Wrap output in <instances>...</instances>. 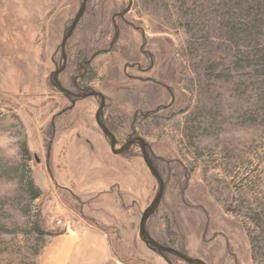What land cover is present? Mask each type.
Wrapping results in <instances>:
<instances>
[{"label": "rangeland", "instance_id": "obj_1", "mask_svg": "<svg viewBox=\"0 0 264 264\" xmlns=\"http://www.w3.org/2000/svg\"><path fill=\"white\" fill-rule=\"evenodd\" d=\"M241 1L90 0L60 76L72 97L55 74L85 0H0V132L23 147L22 161L0 153V164L28 165L45 193L29 215L27 169L0 176V264H190L142 239L161 184L140 145L114 153L102 99L78 97L92 90L108 98L118 148L145 138L166 180L153 237L208 264H264L262 79L250 62L264 35L229 28L256 26L264 7ZM39 210L56 236L31 231Z\"/></svg>", "mask_w": 264, "mask_h": 264}, {"label": "water", "instance_id": "obj_2", "mask_svg": "<svg viewBox=\"0 0 264 264\" xmlns=\"http://www.w3.org/2000/svg\"><path fill=\"white\" fill-rule=\"evenodd\" d=\"M89 2H90V0H85L79 15H78L77 19L75 20V23H74L72 29L69 31V33L65 37V41L63 43V53H64V57H65V66L62 69H60L59 71H57V73L55 74V80L58 84L59 89H61L63 92H65L69 96H72L74 93L72 91H70L69 89H66L64 87V85L60 81V76L67 69V66H68V62H69V56H68V52H67L68 44H69L70 40L74 37L80 23L82 22V20L85 17V15L88 11ZM78 97H80V98L95 97V98H101L102 99L101 108L99 109V111L97 113V121H98V124L101 127V129L104 131V133L108 137L111 138L112 148H113L114 153L117 155H125L134 146L140 145L142 150H143L144 158H145L147 165L149 166L152 173L154 174V176L158 179V181L161 184V190H160V194H159L158 198L147 209V211L145 212V214L143 216L142 228H141L142 239L144 241H146V243L149 246H151L155 249H158L159 252L164 257H167V253H172V254L176 255L177 257L187 261L190 264H208L203 259L190 257L189 255L183 253L182 251H180L176 248L169 247V246L162 244L160 241L156 240L153 237V235L151 234V232L148 229L149 220L151 219V217L153 215H155L159 211L160 207L162 206V202H163L164 196L166 194V189H167L166 180L164 179L159 168L155 165V163L152 160L150 150H149L148 141L145 138L140 137V138H137V139H134V140L128 142L122 149H119L118 148L119 147V139H118L117 135L110 129V127L104 121V113H105V111L107 109V105H108V98H107L106 94L101 92V91H98V90H92V91H86L85 94L79 95ZM74 103L77 104V101H75ZM170 263L173 264L172 262H170Z\"/></svg>", "mask_w": 264, "mask_h": 264}, {"label": "trees", "instance_id": "obj_3", "mask_svg": "<svg viewBox=\"0 0 264 264\" xmlns=\"http://www.w3.org/2000/svg\"><path fill=\"white\" fill-rule=\"evenodd\" d=\"M244 3L247 6L250 4L246 0H242L240 2V5L242 6ZM263 4L264 3L257 0L254 4H250L248 6V9L250 12L256 13L258 11V10H256V8H263L264 7ZM259 16H261L260 13L258 15V19L255 20L257 23L256 26L252 27L249 25H243V23L231 22L229 28L233 31V33L235 34L236 37L238 36V33H243L248 40H252L253 37H256V35H258V36L264 35V33H263L264 19H261V17H259ZM259 25H263V27L259 26ZM257 40H259V39H257ZM255 42H256V40H255ZM253 53H254V56H253L254 59L250 58V62L254 66L258 67V69L256 70V73H257L256 75L258 78L262 79L259 81V87H258L259 95H258V97L260 99L259 110H260L262 116H264V47H261L259 42H257V44L254 47V50L252 51L251 55H253ZM90 62L91 61H89L87 64L81 65L82 71H85V73L82 75L85 80L88 78V75H86V74L87 73L89 74V68H90V64H91ZM89 89L92 90L91 88H89ZM153 113L154 112H148V113H143V115H145L146 117H150L151 115H153ZM139 117H140V113L137 114L135 119L138 120ZM257 117L259 118V116H257ZM110 129L113 131L112 127H110ZM27 153H28V155H30L31 154L30 150H28ZM50 159L52 160V155H50ZM152 160L155 163L153 157H152ZM27 168H28V165H23V164H19V165L13 166V167H9V166H5V165L0 164V176L7 178L9 180H15L18 178L17 176H19L22 173V169H27ZM23 173H25L24 181L26 183V192L30 196V200H31V204L29 205V210L27 212L29 215H31L33 212V203L41 200L44 197L45 193H44L43 189L37 184L34 176L32 175V171H28V169H27V171L23 170ZM31 231L34 234L38 235L40 240L41 239L45 240L48 237H54L58 234V233L50 231L46 228L43 213L41 210H39V212H37V214L35 215V221L32 224V230ZM43 246H41L39 248L38 255H40L42 253L43 248H45V245H43Z\"/></svg>", "mask_w": 264, "mask_h": 264}, {"label": "clouds", "instance_id": "obj_4", "mask_svg": "<svg viewBox=\"0 0 264 264\" xmlns=\"http://www.w3.org/2000/svg\"><path fill=\"white\" fill-rule=\"evenodd\" d=\"M0 153L9 161L19 162L23 159L22 137L0 132ZM7 195V193H3Z\"/></svg>", "mask_w": 264, "mask_h": 264}, {"label": "flooded vegetation", "instance_id": "obj_5", "mask_svg": "<svg viewBox=\"0 0 264 264\" xmlns=\"http://www.w3.org/2000/svg\"><path fill=\"white\" fill-rule=\"evenodd\" d=\"M78 88L81 90V92H83V90L81 89L80 85H78ZM84 93V92H83ZM75 95H73L72 97H74Z\"/></svg>", "mask_w": 264, "mask_h": 264}, {"label": "crops", "instance_id": "obj_6", "mask_svg": "<svg viewBox=\"0 0 264 264\" xmlns=\"http://www.w3.org/2000/svg\"><path fill=\"white\" fill-rule=\"evenodd\" d=\"M117 155V154H116ZM118 156V155H117ZM97 160H98V158H97ZM74 175H76V173H74Z\"/></svg>", "mask_w": 264, "mask_h": 264}]
</instances>
